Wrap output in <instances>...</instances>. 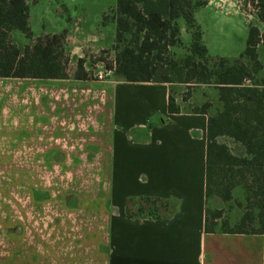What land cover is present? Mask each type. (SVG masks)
<instances>
[{
	"label": "crops",
	"instance_id": "obj_1",
	"mask_svg": "<svg viewBox=\"0 0 264 264\" xmlns=\"http://www.w3.org/2000/svg\"><path fill=\"white\" fill-rule=\"evenodd\" d=\"M36 1L26 0L33 39L62 34L71 57L84 60L88 47L115 43L116 6L94 24L69 17L62 30L35 35ZM17 32L15 43L29 45ZM176 85L0 77V159L98 162L100 177L98 200L22 217L5 244V264H264V234L223 229L222 217L206 230L222 200L216 195L212 209L207 195L208 125L223 110L220 90L219 105L204 113L207 100ZM171 95L177 112L169 111ZM217 139L246 155L234 138Z\"/></svg>",
	"mask_w": 264,
	"mask_h": 264
},
{
	"label": "trees",
	"instance_id": "obj_2",
	"mask_svg": "<svg viewBox=\"0 0 264 264\" xmlns=\"http://www.w3.org/2000/svg\"><path fill=\"white\" fill-rule=\"evenodd\" d=\"M254 2L257 15L264 22V0ZM207 3L208 0H117L112 11L116 23L114 74L131 82H175L170 68L163 63L167 60L164 55L181 42V20L194 30L192 55L185 58L183 66L173 62L172 69L182 83H211L215 77L220 90L223 110L210 116L208 125L207 195L215 193L230 200L233 189L243 185L249 193L248 200L254 199L257 213L255 217L246 213L238 227L230 231L264 234V79L246 83L262 68L257 53L261 34L257 26H251L246 49L241 54L249 57L253 68L240 60L235 65L222 63L220 69L209 67L202 60L206 59L207 49L201 42L202 32L196 21L198 9ZM28 19L26 0H0V77L68 78L57 52L64 38L62 34L38 37L34 44L24 48L11 40V33L16 30L32 36ZM76 77H87L83 59L78 60ZM208 106L206 103L200 110L205 113ZM169 111H178L172 95ZM221 135L242 143L246 155H234L226 144L218 141ZM221 213L220 209L209 211L207 231L214 229L213 220Z\"/></svg>",
	"mask_w": 264,
	"mask_h": 264
},
{
	"label": "rangeland",
	"instance_id": "obj_3",
	"mask_svg": "<svg viewBox=\"0 0 264 264\" xmlns=\"http://www.w3.org/2000/svg\"><path fill=\"white\" fill-rule=\"evenodd\" d=\"M36 2L33 8H36L38 13L32 23L35 35L62 30L64 24L68 25L69 17L81 16L87 25L94 24L101 18L104 9L117 5V0H37ZM196 21L202 32L201 42L207 49L206 59L202 60L214 69H220L222 63L235 65L237 60L253 68V62L249 57L241 56V54L246 49L250 27L257 26L261 34L257 53L262 68L257 73L253 72L248 84H255L264 79V22L257 15L254 0H208L206 5L198 9ZM180 26L181 42L169 48L168 53L164 55L167 60H163V63L170 68V74L175 78L176 86L183 88L184 96L196 92L195 95L205 98L206 103L211 102L208 103V109L209 112H213L215 107L212 104L215 103L216 107L219 105L216 100L215 77L211 83L181 84L182 82L178 81V73L172 69L173 62L183 66L185 58L192 55L190 48L194 30L190 29L184 20L180 21ZM17 34L21 42L28 41L29 45L37 40L31 35L25 36L22 32ZM11 40L15 43L18 37L12 35ZM70 43L71 41L64 37L57 46V52L68 74L77 76L80 58L71 57V50L68 47ZM114 47L115 43L100 50L94 47L85 49L88 56L87 59H83L86 78L98 79L95 77L96 74L110 69L112 72L105 79L116 77ZM195 60L199 58L195 57ZM228 140L227 136L220 138V142H228ZM4 148L0 144V153ZM233 149L234 153H240L239 147ZM98 164V162L90 161L0 159V264H5V244L9 243L11 234L19 233L22 217H51L57 211L61 213L63 207L68 204L71 205L83 199H99ZM248 195L245 187L241 185L234 188L230 200L221 197L218 208L222 210L220 226L223 229L237 228L246 213L252 216L257 213L254 199L248 200ZM215 196V193L211 194L212 209H215L213 208Z\"/></svg>",
	"mask_w": 264,
	"mask_h": 264
},
{
	"label": "built area",
	"instance_id": "obj_4",
	"mask_svg": "<svg viewBox=\"0 0 264 264\" xmlns=\"http://www.w3.org/2000/svg\"><path fill=\"white\" fill-rule=\"evenodd\" d=\"M112 70L110 69L109 71H105L104 73L99 72L98 74L95 75L99 80L105 79L106 76H108ZM250 80H246V83L248 84Z\"/></svg>",
	"mask_w": 264,
	"mask_h": 264
}]
</instances>
